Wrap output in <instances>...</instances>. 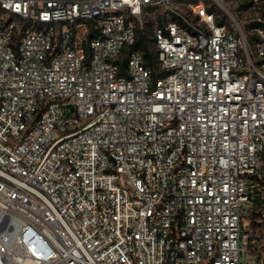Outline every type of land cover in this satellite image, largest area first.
Returning <instances> with one entry per match:
<instances>
[{
    "label": "built area",
    "instance_id": "1",
    "mask_svg": "<svg viewBox=\"0 0 264 264\" xmlns=\"http://www.w3.org/2000/svg\"><path fill=\"white\" fill-rule=\"evenodd\" d=\"M243 255L264 264V0H0V264Z\"/></svg>",
    "mask_w": 264,
    "mask_h": 264
},
{
    "label": "trees",
    "instance_id": "2",
    "mask_svg": "<svg viewBox=\"0 0 264 264\" xmlns=\"http://www.w3.org/2000/svg\"><path fill=\"white\" fill-rule=\"evenodd\" d=\"M151 28L148 26L144 29H141L138 32L137 39L131 45V48H140L143 49L147 55L150 54V46H151V39H149L148 35L150 33Z\"/></svg>",
    "mask_w": 264,
    "mask_h": 264
},
{
    "label": "rangeland",
    "instance_id": "3",
    "mask_svg": "<svg viewBox=\"0 0 264 264\" xmlns=\"http://www.w3.org/2000/svg\"><path fill=\"white\" fill-rule=\"evenodd\" d=\"M186 1H190V2H193V1H195V0H186ZM251 25H256L254 22H252V21H248L246 24H245V27H249V26H251ZM242 262H243V264H244V262H245V256L243 255L242 256Z\"/></svg>",
    "mask_w": 264,
    "mask_h": 264
}]
</instances>
